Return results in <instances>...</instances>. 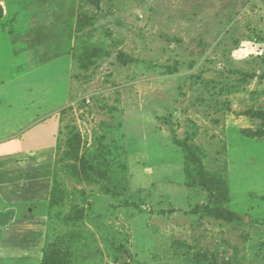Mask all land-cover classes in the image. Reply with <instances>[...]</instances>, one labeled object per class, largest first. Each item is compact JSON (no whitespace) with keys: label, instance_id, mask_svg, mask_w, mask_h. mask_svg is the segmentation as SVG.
<instances>
[{"label":"rangeland","instance_id":"1","mask_svg":"<svg viewBox=\"0 0 264 264\" xmlns=\"http://www.w3.org/2000/svg\"><path fill=\"white\" fill-rule=\"evenodd\" d=\"M186 144L236 220L185 184ZM0 242V264H264V0H0Z\"/></svg>","mask_w":264,"mask_h":264},{"label":"trees","instance_id":"2","mask_svg":"<svg viewBox=\"0 0 264 264\" xmlns=\"http://www.w3.org/2000/svg\"><path fill=\"white\" fill-rule=\"evenodd\" d=\"M72 24V23H71ZM73 25V24H72ZM71 25V29H72ZM77 29L80 30L81 27V21L77 22ZM186 150H187V157L185 158V166H184V182L185 184L190 187H201L203 190L209 192L211 196L209 197V203L203 207L206 214L213 216L217 220H223L227 222H232L238 218V216L231 211L230 209L225 207V204L229 200V194H228V185L224 184L221 180H218L214 176H211L207 174L203 169H200V177L198 179L193 178L192 173L195 171V167L192 166L191 162H194L195 159L193 156H195V150L192 146H189L186 144ZM73 158H77L74 156H70ZM78 169V166H76ZM93 169V167H91ZM194 169V170H193ZM96 171V169H93ZM97 173L103 177V173L100 170H97ZM77 174L79 178H83V180L90 181V179L93 180V178L90 176L88 169L82 165V168L80 169V173L77 171ZM129 184V183H128ZM130 185V184H129ZM128 185V186H129ZM123 187L120 184H117L115 191L121 190ZM140 190H138L137 194H140ZM59 194V187L55 186L53 188V192L51 194V203L53 206L56 207L57 203L59 202L57 196ZM118 196V194H116ZM44 261L43 264H47L48 259V249H45L44 254ZM201 264V263H200Z\"/></svg>","mask_w":264,"mask_h":264},{"label":"crops","instance_id":"3","mask_svg":"<svg viewBox=\"0 0 264 264\" xmlns=\"http://www.w3.org/2000/svg\"><path fill=\"white\" fill-rule=\"evenodd\" d=\"M71 23H72V21H71ZM73 25H74V19H73ZM74 30V27L72 26V31ZM41 44H46V41L45 42H43V43H41ZM41 178H43V176L42 177H40V178H38V179H35L34 181L35 182H37L38 181V183H39V185H40V188H39V186H38V184H35L36 186H35V188L37 187V196H39L40 194H41V192L43 193V194H45V192H46V187H47V184H43V186L41 185V183H40V179ZM37 180V181H36ZM44 196V195H43ZM38 200V199H37ZM5 218H6V216H5ZM19 218H21V220H20V222H25L26 224L29 222V220L30 219H33L34 218V216L32 215H30V216H26L25 215V213H23V214H20V216H18L17 217V219H19ZM38 219V220H37ZM39 219H41V218H36V220L39 222ZM5 220V219H4ZM4 222V221H3ZM31 228H32V230H31ZM25 229V231H31L30 233H32L33 235H38V233L37 232H39V230L38 229H36V230H34V226H29V225H26V228H24ZM44 229H45V226H44V220H43V228H42V233H43V235H44ZM35 231H37V232H35ZM45 236V235H44ZM0 243H2V242H0ZM2 245V244H1ZM0 245V246H1ZM3 246V245H2ZM42 246H43V244L41 245V249H42ZM40 250V248H39V246H38V250L37 251H39Z\"/></svg>","mask_w":264,"mask_h":264},{"label":"water","instance_id":"4","mask_svg":"<svg viewBox=\"0 0 264 264\" xmlns=\"http://www.w3.org/2000/svg\"><path fill=\"white\" fill-rule=\"evenodd\" d=\"M127 261V259H120L119 264H124Z\"/></svg>","mask_w":264,"mask_h":264}]
</instances>
